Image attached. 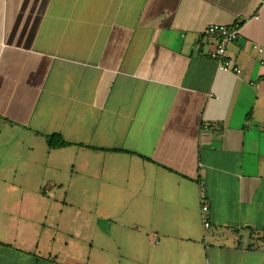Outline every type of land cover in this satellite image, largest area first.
Masks as SVG:
<instances>
[{
    "label": "crops",
    "instance_id": "crops-1",
    "mask_svg": "<svg viewBox=\"0 0 264 264\" xmlns=\"http://www.w3.org/2000/svg\"><path fill=\"white\" fill-rule=\"evenodd\" d=\"M261 60L260 0H0V264H264Z\"/></svg>",
    "mask_w": 264,
    "mask_h": 264
},
{
    "label": "built area",
    "instance_id": "built-area-1",
    "mask_svg": "<svg viewBox=\"0 0 264 264\" xmlns=\"http://www.w3.org/2000/svg\"><path fill=\"white\" fill-rule=\"evenodd\" d=\"M261 3L264 0H260ZM257 19V17H255ZM240 24L234 23L231 26L222 25H211L205 29V34L216 39V45L210 54L212 60L216 62L218 71L233 74L235 76H240L241 69L226 56V48L229 44L235 42L239 36ZM259 53H263V49L260 47H254ZM260 66L264 67V60L260 61ZM207 126H204L206 128ZM199 198L201 202V214L202 223L205 230L210 226L207 219L208 205L206 203L205 190L203 183L199 184Z\"/></svg>",
    "mask_w": 264,
    "mask_h": 264
},
{
    "label": "trees",
    "instance_id": "trees-1",
    "mask_svg": "<svg viewBox=\"0 0 264 264\" xmlns=\"http://www.w3.org/2000/svg\"><path fill=\"white\" fill-rule=\"evenodd\" d=\"M46 144L49 149H62L72 144L63 140L59 135H50L46 138Z\"/></svg>",
    "mask_w": 264,
    "mask_h": 264
}]
</instances>
